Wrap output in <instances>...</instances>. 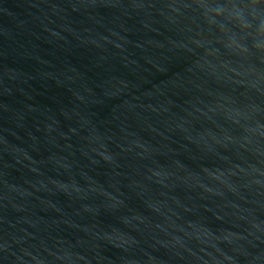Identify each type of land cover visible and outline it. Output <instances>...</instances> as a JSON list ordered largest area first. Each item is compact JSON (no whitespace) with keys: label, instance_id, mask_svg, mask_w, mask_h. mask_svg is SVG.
Here are the masks:
<instances>
[{"label":"water","instance_id":"obj_1","mask_svg":"<svg viewBox=\"0 0 264 264\" xmlns=\"http://www.w3.org/2000/svg\"><path fill=\"white\" fill-rule=\"evenodd\" d=\"M0 264H264V0H0Z\"/></svg>","mask_w":264,"mask_h":264}]
</instances>
